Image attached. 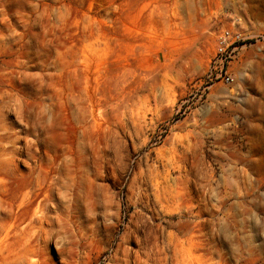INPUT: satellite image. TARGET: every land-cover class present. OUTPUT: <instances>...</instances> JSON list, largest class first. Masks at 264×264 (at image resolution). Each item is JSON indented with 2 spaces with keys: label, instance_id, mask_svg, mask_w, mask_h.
Instances as JSON below:
<instances>
[{
  "label": "rangeland",
  "instance_id": "obj_1",
  "mask_svg": "<svg viewBox=\"0 0 264 264\" xmlns=\"http://www.w3.org/2000/svg\"><path fill=\"white\" fill-rule=\"evenodd\" d=\"M0 264H264V0H0Z\"/></svg>",
  "mask_w": 264,
  "mask_h": 264
},
{
  "label": "built area",
  "instance_id": "obj_2",
  "mask_svg": "<svg viewBox=\"0 0 264 264\" xmlns=\"http://www.w3.org/2000/svg\"><path fill=\"white\" fill-rule=\"evenodd\" d=\"M239 43V38L232 36L229 31L223 32L219 39L217 45V56L216 63L224 67L227 63H229L234 56L235 53V45ZM222 72L220 71V74ZM231 76L224 75V80L231 81Z\"/></svg>",
  "mask_w": 264,
  "mask_h": 264
}]
</instances>
